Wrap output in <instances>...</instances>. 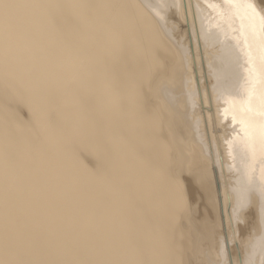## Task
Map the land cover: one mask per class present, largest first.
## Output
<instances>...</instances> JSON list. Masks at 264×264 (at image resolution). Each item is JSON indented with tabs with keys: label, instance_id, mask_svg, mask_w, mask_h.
Masks as SVG:
<instances>
[{
	"label": "bare ground",
	"instance_id": "bare-ground-1",
	"mask_svg": "<svg viewBox=\"0 0 264 264\" xmlns=\"http://www.w3.org/2000/svg\"><path fill=\"white\" fill-rule=\"evenodd\" d=\"M0 264H264V0H0Z\"/></svg>",
	"mask_w": 264,
	"mask_h": 264
}]
</instances>
